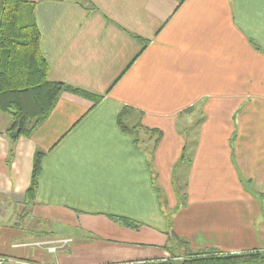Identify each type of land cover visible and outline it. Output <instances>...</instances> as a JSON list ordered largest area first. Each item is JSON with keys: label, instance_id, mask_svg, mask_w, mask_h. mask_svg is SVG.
Here are the masks:
<instances>
[{"label": "crops", "instance_id": "obj_1", "mask_svg": "<svg viewBox=\"0 0 264 264\" xmlns=\"http://www.w3.org/2000/svg\"><path fill=\"white\" fill-rule=\"evenodd\" d=\"M33 1L50 79L103 98L94 106L62 94L15 143L11 118L0 113L3 264H119L176 259L178 247L264 248V0ZM125 105L162 131L155 149V137L141 132L152 147L140 137L136 145L119 128ZM188 129L198 137L189 165L180 163ZM37 150L46 155L30 200ZM175 174L192 207H173ZM32 219L48 223L27 242ZM62 239L69 241L55 255L27 247Z\"/></svg>", "mask_w": 264, "mask_h": 264}, {"label": "trees", "instance_id": "obj_2", "mask_svg": "<svg viewBox=\"0 0 264 264\" xmlns=\"http://www.w3.org/2000/svg\"><path fill=\"white\" fill-rule=\"evenodd\" d=\"M35 9L36 3L33 0H0V113L8 114L11 118L7 132L12 143L20 136L32 135L50 116L62 94L66 92L88 98L94 106L103 98V95L94 94L64 81L50 79V65L41 47V31ZM257 47L260 48L258 45ZM142 115V111L125 105L118 113V126L124 133L133 136L136 145L140 144L141 132L155 137V149L162 138V131L144 126ZM202 120L203 118L196 124L199 125ZM191 131L192 129H188L184 135L185 144L180 158L182 164H191L198 142L196 135H190ZM45 155L46 151L43 150L35 152L32 178L27 189V197L30 200L36 195ZM150 156H153V151ZM156 188L159 192L157 184ZM159 196L160 206L164 207L165 198L160 194ZM111 218L129 227H137L140 224L124 216L112 215ZM130 263L132 262L119 264ZM182 264H264V248L239 253L216 249L190 251Z\"/></svg>", "mask_w": 264, "mask_h": 264}, {"label": "rangeland", "instance_id": "obj_3", "mask_svg": "<svg viewBox=\"0 0 264 264\" xmlns=\"http://www.w3.org/2000/svg\"><path fill=\"white\" fill-rule=\"evenodd\" d=\"M139 137L141 139V141H143L144 143H142V146H145V144H148L149 147H152V141L151 140H148L147 139V136H145L144 134L140 133L139 134ZM188 141H189V137H188ZM179 171L181 170H184L183 168H179L178 169ZM183 178L181 176L180 178V175L177 174L174 177H172V184H173V189H174V197H175V205L173 206L174 208L178 209V208H185V207H192L191 204H189V200H188V194H187V186L188 185H185L184 182H182ZM158 187H159V194L165 198L164 200V207L163 208H168L167 206V199H166V193L162 190L161 186L158 184ZM45 222V221H44ZM44 222H39L37 221L36 219H32L31 221H29V224L27 226V228L25 229V232H26V240L27 242L30 241V242H34L35 241V238H38L36 236V230L37 229V226L40 224V223H44ZM48 223V222H46ZM44 223V224H46ZM20 241H23L22 239L21 240H17V242H20ZM181 243V242H180ZM179 243V244H180ZM24 244V243H23ZM28 249H40V250H43L46 254L49 253V254H52V255H55L57 254L58 251L56 252H50L48 251L47 249V246L46 245H38L37 242L35 243H31V244H28L27 245ZM183 248V247H182ZM181 247H178V248H174L172 249V251L177 254V258L175 259H169L168 261H149V262H132L130 264H160V263H168V264H182V262L186 259L187 257V253L190 252L188 249H186L185 253L183 254L184 252V248L182 249ZM193 252V251H192Z\"/></svg>", "mask_w": 264, "mask_h": 264}, {"label": "built area", "instance_id": "obj_4", "mask_svg": "<svg viewBox=\"0 0 264 264\" xmlns=\"http://www.w3.org/2000/svg\"><path fill=\"white\" fill-rule=\"evenodd\" d=\"M69 240L68 239H62L59 241V245L57 246L55 243H42V242H37L38 245H46L48 251L50 252H56L59 248H62ZM7 259L3 256H0V264H3Z\"/></svg>", "mask_w": 264, "mask_h": 264}]
</instances>
